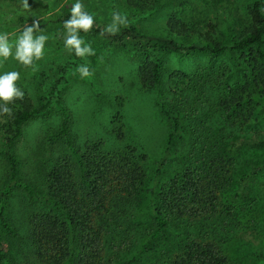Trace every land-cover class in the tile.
I'll return each mask as SVG.
<instances>
[{"label": "rangeland", "instance_id": "374dc122", "mask_svg": "<svg viewBox=\"0 0 264 264\" xmlns=\"http://www.w3.org/2000/svg\"><path fill=\"white\" fill-rule=\"evenodd\" d=\"M254 1L81 0V3L85 11L94 15V24L102 31L111 23L112 13L119 11L128 17L129 25L141 31L170 35L181 42L202 40L218 45L235 41L251 26L250 9ZM74 3L76 0H28V8L23 7L22 1L4 6L0 11V34L7 33L10 43L14 44L23 31L12 26L18 16L26 23L36 19L43 24L45 30L36 35H46L48 40L44 58L35 62V71L9 58L0 62V74L20 73L17 87L24 92V99L15 102L20 104L38 105L41 95L56 84V97L70 113L69 136L75 147L101 143L105 152H118L131 146L138 155H145L140 162L145 175L143 185L131 197L112 198L109 211L101 218L105 259L114 264L132 260L135 264H167L181 249L186 235L200 230L221 247L227 264H264V118L257 120L253 114L255 123L250 128L232 127L229 140L216 141L213 136L212 140L201 141L207 130L216 133L222 127L215 109L219 95L233 92L245 82L248 73L256 70L253 49L219 54L164 52L159 55L160 83H144L140 70H148L154 63L150 53L135 52L90 33L80 36L91 45L95 55L79 58L69 53L64 47L65 29L59 20L71 15ZM81 64L89 66L93 75L82 79L76 71ZM245 96L248 98L244 105L249 109L264 102V98L256 95ZM161 104L181 122L180 132L168 151L166 139L172 130V120L163 114ZM6 119L7 116L0 115V187L8 176L4 145L10 137V127ZM60 120V112L54 107L43 115L33 116L11 147L21 178L42 190L49 170L70 154L63 141L46 140L49 132L58 129ZM201 155L207 158L218 155L224 167L219 178L228 185L222 191L217 213L205 220L173 222L182 224L169 226L151 241L152 212L160 192L194 162V168L205 171L206 161L202 164ZM45 210L21 190L12 192L7 216L16 237H4V247L14 264L24 262L32 251L28 218Z\"/></svg>", "mask_w": 264, "mask_h": 264}, {"label": "trees", "instance_id": "16d2710c", "mask_svg": "<svg viewBox=\"0 0 264 264\" xmlns=\"http://www.w3.org/2000/svg\"><path fill=\"white\" fill-rule=\"evenodd\" d=\"M21 1L0 0V11H3L4 6L7 8L8 5H18ZM69 17L64 15L59 23L64 25ZM250 17L251 26L238 39L218 45L202 40L181 42L170 35H153L141 31L133 25L122 28L115 36H108L101 35L103 31L100 26L94 24L89 33L100 35L109 43H116L135 52L150 53L154 63L148 70L141 69L140 75L144 83L153 85L160 83L161 53L207 51L219 54L243 52L252 48L257 63L256 70L250 71L245 82L236 86L233 92L229 90L219 95L215 109L222 127L216 133L209 129L201 135L202 142L212 140L213 136L216 141H224L231 139L232 127L237 130L250 128L255 123L253 114L257 120L264 118V102L253 105L251 109L244 105L248 98L245 95L264 98V0L254 1ZM34 20L36 19L26 23L23 17L18 16L17 20L12 21V26L24 29ZM39 25L42 31L35 34L45 30L43 24ZM231 74L235 76L236 72ZM57 92V85L52 84L41 95L38 105L15 103L12 107L13 116H7L6 119L10 127V137L5 140L4 145L8 176L0 187V264H14L4 247V237H16V231L7 216L9 198L14 189L21 190L46 207L45 211L34 213L27 220L32 251L19 264H114L113 261L105 259L101 218L109 211L112 198L133 196L145 181L140 162L146 157L143 154L138 155L134 147L127 146L118 152H105L101 143H86L83 148L73 145L69 136L70 113L56 97ZM51 107L59 110L61 120L58 129L49 132L46 140L50 143L63 141L70 154L60 158L49 170L44 179L45 189L42 190L29 180L21 178L18 160L11 152V147L22 136L24 125L33 116L43 115ZM160 109L172 120V130L166 139L168 151L180 132L181 122L163 104ZM202 159V164L206 161L205 171L194 168V162L176 175L160 192L152 212L154 231L151 241L159 238L169 226L181 225L184 220H205L217 213L222 191L228 185L225 179L219 178V172L224 167L218 155H214V158L201 155L200 160ZM179 221L182 223L172 224ZM184 240L181 249L167 264H227L228 258L221 247L200 230L194 235L188 233ZM125 264H135V260Z\"/></svg>", "mask_w": 264, "mask_h": 264}, {"label": "clouds", "instance_id": "9594fccd", "mask_svg": "<svg viewBox=\"0 0 264 264\" xmlns=\"http://www.w3.org/2000/svg\"><path fill=\"white\" fill-rule=\"evenodd\" d=\"M24 8H28V0H22ZM65 40L64 47L69 53H74L76 57L84 58L95 55L94 49L80 36V33H89L94 26V15L85 11V6L81 0L71 5V15L64 21ZM129 20L126 15L119 11L112 13V20L101 32V35H117L121 28L128 27ZM40 29L38 21H33L31 25H26L22 33L17 37L15 43H10L8 34H0V62H6L9 58L14 59L24 68L36 70L35 62L44 58V46L48 40L46 35H36ZM80 77L87 78L93 75L89 66L81 64L76 69ZM20 79L18 71H8L0 74V115L12 117L13 109L10 105L17 100L24 99V92L17 87Z\"/></svg>", "mask_w": 264, "mask_h": 264}]
</instances>
